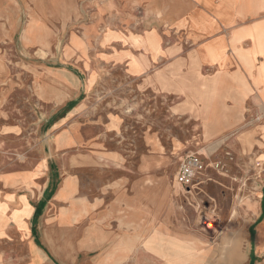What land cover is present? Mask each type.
Here are the masks:
<instances>
[{"label": "rangeland", "instance_id": "1", "mask_svg": "<svg viewBox=\"0 0 264 264\" xmlns=\"http://www.w3.org/2000/svg\"><path fill=\"white\" fill-rule=\"evenodd\" d=\"M118 7L115 0H0V176L23 181L42 164L56 186L71 177L80 187L66 203L46 202L35 233L24 219L27 204L7 215L8 204L0 201V264H36V257L50 264H93L112 245L122 247L116 264H168L159 249L176 251L181 264H234L220 251L222 240L204 252L206 236L197 231L196 219L205 231L223 226L233 231L228 243L241 242L239 264H264L259 234L253 233V242L248 234L264 198L255 167L264 152L242 153L234 146L248 122L203 141L199 120L176 112L180 96L163 100L125 89L119 74L96 62L87 33L92 22L115 16ZM181 93L187 97L182 104L209 129V93ZM72 102L75 108L68 110ZM113 116L115 124L109 121ZM227 150L228 170L219 171L215 164L226 159ZM189 153L198 154L205 169L190 188L175 186ZM117 177L128 180V194L145 178L144 215L123 209L105 226L106 243L91 246L95 218L85 207L100 196L101 182L105 186ZM20 181L15 194L31 190ZM76 202L82 210L74 215L69 207ZM210 220L217 225L207 227Z\"/></svg>", "mask_w": 264, "mask_h": 264}, {"label": "crops", "instance_id": "2", "mask_svg": "<svg viewBox=\"0 0 264 264\" xmlns=\"http://www.w3.org/2000/svg\"><path fill=\"white\" fill-rule=\"evenodd\" d=\"M116 4L119 7L115 16L94 21L87 28L96 62L109 73L119 74L122 86L129 91L151 92L163 100L180 96L176 112L199 120L203 141L217 139L248 122L246 129L237 132L236 150L264 152V0H115ZM182 90L209 93L207 135L202 117L182 104L186 95ZM74 108L72 102L68 110ZM109 121L117 123L115 116ZM45 167L39 164L35 170L30 169L23 181L11 174L0 176V201L8 204L7 215L16 205L18 209L29 206L30 214L24 217L29 233L31 228L36 232L35 224L46 202L66 203L80 192L78 182L71 177L56 186ZM18 181L30 185L31 190L15 194ZM127 183L125 177H117L105 186L98 185L100 196L85 207L95 218L89 245L100 246L103 239L106 243L105 226L123 209L128 212L134 208L144 215L145 178L137 179L132 194L125 191ZM174 185H178L175 177ZM32 190L38 197L36 205L32 203ZM81 206V202L72 203L69 211L80 213ZM38 209L41 213L36 219ZM259 210L248 229L251 242L253 233L260 234L259 227L264 223V198ZM210 223L215 227L217 220ZM118 247H107L93 264L118 263L122 251ZM35 262L50 264L37 257Z\"/></svg>", "mask_w": 264, "mask_h": 264}, {"label": "bare ground", "instance_id": "3", "mask_svg": "<svg viewBox=\"0 0 264 264\" xmlns=\"http://www.w3.org/2000/svg\"><path fill=\"white\" fill-rule=\"evenodd\" d=\"M163 6V5H162ZM167 11V10H166ZM181 14V13H180ZM191 92V91H189ZM199 95H200V92H198ZM202 94V93H201ZM194 96V95H193ZM203 97V96H202ZM187 98V97H185ZM193 98V97H192ZM190 100V99H189ZM186 103V102H185ZM203 104V103H202ZM206 105V103H205ZM190 106V105H189ZM200 106V105H199ZM209 106V105H208ZM195 107V106H194ZM190 109V108H189ZM192 109V108H191ZM190 109V110H191ZM208 110V109H207ZM203 111V110H202ZM206 113V112H205ZM200 114V113H199ZM206 116V114H205ZM202 117V116H201ZM204 117V116H203ZM207 118V116L205 117ZM204 119V118H203ZM208 129L206 128V132L204 131V133H208L207 132ZM158 193V192H157ZM148 225V224H147ZM195 225H197V231L199 232L200 229L203 231V233H205V248H204V252L206 253V251L208 250V246L210 244H213V243H217L220 241L221 243L219 244V248H220V251L223 253L225 252H228L229 254V257H228V260H231L234 264H239L240 260L242 259V244L239 240L235 241V243H232V244H229L228 243V239L229 237L233 236V231L229 228V227H225L223 226L218 232H212V231H205L203 229L202 226H200L199 224V221L196 219L195 221ZM146 226V225H145ZM149 226V225H148ZM157 227V225H156ZM157 229H159L160 233L162 234L161 232V229H160V226L157 227ZM259 230H260V234H259V240H260V245L259 247L257 248V250L260 252L262 251L263 249V240H264V223L260 225L259 227ZM158 253H159V256L161 258H164L166 260V262L168 264H181L182 261L181 259L180 260H176L177 257V252L175 251V253H171L170 250L169 251H164L163 249H159L158 250ZM247 253V252H246ZM263 254V253H262Z\"/></svg>", "mask_w": 264, "mask_h": 264}, {"label": "built area", "instance_id": "4", "mask_svg": "<svg viewBox=\"0 0 264 264\" xmlns=\"http://www.w3.org/2000/svg\"><path fill=\"white\" fill-rule=\"evenodd\" d=\"M259 116L258 119H261ZM235 135V134H233ZM226 159L218 160L215 167L219 171L226 172L228 170V159L232 158V152L227 150L225 152ZM255 167L259 178L264 183V159L255 161ZM205 169L203 159L196 153H189L181 160V164L175 175V182L183 187L190 188L199 177V174ZM207 227L211 226L210 221L207 222Z\"/></svg>", "mask_w": 264, "mask_h": 264}, {"label": "trees", "instance_id": "5", "mask_svg": "<svg viewBox=\"0 0 264 264\" xmlns=\"http://www.w3.org/2000/svg\"><path fill=\"white\" fill-rule=\"evenodd\" d=\"M40 213H41V212H40V210L38 209V210H37V213H36V219H37V217L40 215ZM34 231H35V229H34Z\"/></svg>", "mask_w": 264, "mask_h": 264}]
</instances>
